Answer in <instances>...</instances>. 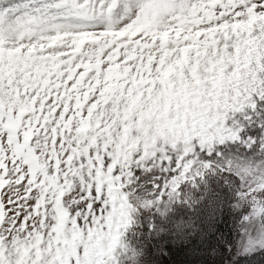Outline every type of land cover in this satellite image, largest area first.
<instances>
[{"label":"snow or ice","instance_id":"obj_1","mask_svg":"<svg viewBox=\"0 0 264 264\" xmlns=\"http://www.w3.org/2000/svg\"><path fill=\"white\" fill-rule=\"evenodd\" d=\"M0 264H264V0H0Z\"/></svg>","mask_w":264,"mask_h":264}]
</instances>
